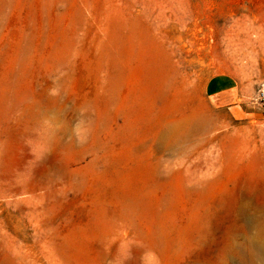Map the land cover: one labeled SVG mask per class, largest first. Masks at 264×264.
I'll use <instances>...</instances> for the list:
<instances>
[{
	"label": "rangeland",
	"instance_id": "rangeland-1",
	"mask_svg": "<svg viewBox=\"0 0 264 264\" xmlns=\"http://www.w3.org/2000/svg\"><path fill=\"white\" fill-rule=\"evenodd\" d=\"M218 72L248 113L210 110ZM261 82L264 0H0V264H226Z\"/></svg>",
	"mask_w": 264,
	"mask_h": 264
},
{
	"label": "bare ground",
	"instance_id": "bare-ground-1",
	"mask_svg": "<svg viewBox=\"0 0 264 264\" xmlns=\"http://www.w3.org/2000/svg\"><path fill=\"white\" fill-rule=\"evenodd\" d=\"M244 197L233 217L232 241L228 247L231 257L226 264H264V193L260 196L250 193ZM212 259L206 256L202 262L222 264Z\"/></svg>",
	"mask_w": 264,
	"mask_h": 264
},
{
	"label": "crops",
	"instance_id": "crops-1",
	"mask_svg": "<svg viewBox=\"0 0 264 264\" xmlns=\"http://www.w3.org/2000/svg\"><path fill=\"white\" fill-rule=\"evenodd\" d=\"M203 97L208 101L212 112H220L235 118L237 113H248L249 92L238 77L230 72H218L209 76L202 85Z\"/></svg>",
	"mask_w": 264,
	"mask_h": 264
},
{
	"label": "built area",
	"instance_id": "built-area-1",
	"mask_svg": "<svg viewBox=\"0 0 264 264\" xmlns=\"http://www.w3.org/2000/svg\"><path fill=\"white\" fill-rule=\"evenodd\" d=\"M256 99L260 101H264V82H261L259 84V87L256 93Z\"/></svg>",
	"mask_w": 264,
	"mask_h": 264
}]
</instances>
